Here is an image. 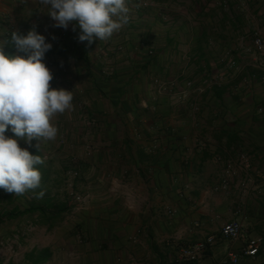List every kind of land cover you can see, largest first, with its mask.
<instances>
[{
    "label": "crops",
    "instance_id": "1",
    "mask_svg": "<svg viewBox=\"0 0 264 264\" xmlns=\"http://www.w3.org/2000/svg\"><path fill=\"white\" fill-rule=\"evenodd\" d=\"M128 6L129 24L89 46L79 42L78 27H54L37 0H0V41L35 28L52 45L44 57L51 87L73 93L72 108L51 120L55 140L23 148L43 156L44 188V158L55 157L54 173L86 196L65 218L68 225L43 226L52 240L33 244L20 264H32L26 258L33 252L47 255L41 264H174L180 248L208 236L214 243L196 264H223L229 253L239 255L237 264H264V116L257 113L264 108V69L250 56L254 34L264 44V0ZM226 53L238 70H226ZM155 79L176 85L160 90ZM236 152L248 156L258 190L245 199L237 187L242 174L228 191H213ZM70 170L78 176L69 178ZM232 221L246 238L262 239L255 257L240 255L243 240L220 236Z\"/></svg>",
    "mask_w": 264,
    "mask_h": 264
},
{
    "label": "clouds",
    "instance_id": "2",
    "mask_svg": "<svg viewBox=\"0 0 264 264\" xmlns=\"http://www.w3.org/2000/svg\"><path fill=\"white\" fill-rule=\"evenodd\" d=\"M48 8L54 27L80 29L79 42L90 46L95 40L108 41L130 22L128 0H37ZM0 41V188L16 196L41 187L42 174L37 167L44 163L40 155L21 148L55 140L58 129L51 123L57 114L72 108L73 93L53 88L51 70L44 57L52 45L35 28L27 35L11 33L10 42L25 56L8 55ZM13 136H6L9 130ZM42 190L36 198H43Z\"/></svg>",
    "mask_w": 264,
    "mask_h": 264
},
{
    "label": "built area",
    "instance_id": "3",
    "mask_svg": "<svg viewBox=\"0 0 264 264\" xmlns=\"http://www.w3.org/2000/svg\"><path fill=\"white\" fill-rule=\"evenodd\" d=\"M144 5V4H143ZM253 49L250 52V56L253 62V67L257 69H264V44L261 38L257 35H253ZM225 68L226 70H238L239 65L231 58L229 53L225 54ZM231 73V72H230ZM228 76H230L228 74ZM155 85L160 90H165L166 88L175 87V82L172 83H163L158 79L154 80ZM250 85L254 86L255 81L250 80ZM260 83L264 84V81L261 80ZM186 87L189 89H193V85L191 82L186 83ZM194 97L190 104V109L192 113L198 111L197 98ZM257 113L261 116H264V108L259 106L257 108ZM65 143V139L63 137L59 138V144L62 145ZM75 162V160H74ZM250 163L248 160V156L244 152H236L234 155H228L224 162L223 175L222 179L215 184L213 187V191L215 192H226L232 183L235 182L238 176L242 174V177L237 181L238 192L242 199L249 197L254 193H258L254 185V181L250 176ZM78 176V172L75 170L69 171V178L74 179ZM70 198H72L73 202L77 207L83 206L86 202V196L70 190L69 192ZM220 236L223 239L236 241L243 240L244 247L241 250L240 255L248 258L255 257L262 246L261 238H246L242 224L239 221H232L224 224L220 230ZM214 237L208 236L204 240L195 242L188 246H184L177 251V254L174 259V264H196L198 261L207 253L208 249L213 245ZM239 261V255L229 253L222 261L223 264H237Z\"/></svg>",
    "mask_w": 264,
    "mask_h": 264
},
{
    "label": "rangeland",
    "instance_id": "4",
    "mask_svg": "<svg viewBox=\"0 0 264 264\" xmlns=\"http://www.w3.org/2000/svg\"><path fill=\"white\" fill-rule=\"evenodd\" d=\"M60 135L62 134L58 136ZM25 144L26 141L24 140L19 142L21 146L25 147ZM57 161L55 157H51V159L47 157L46 165L50 171V182L46 185L44 192L53 196L57 203L60 204L67 202L66 200L70 198L69 192L73 188L70 184L72 181L67 180L64 182L65 179L62 176L54 173V170L59 168ZM0 192L4 195L6 191L0 189ZM16 204L22 208V201ZM70 215L73 216L71 212L64 214L62 222L56 228L68 225V221L65 222L67 220L65 218ZM35 216L26 215L22 220L19 218L0 224V264H20L22 254L27 252L33 244L45 246L52 240L51 235H46L44 225H34L32 223L31 218H35Z\"/></svg>",
    "mask_w": 264,
    "mask_h": 264
},
{
    "label": "trees",
    "instance_id": "5",
    "mask_svg": "<svg viewBox=\"0 0 264 264\" xmlns=\"http://www.w3.org/2000/svg\"><path fill=\"white\" fill-rule=\"evenodd\" d=\"M10 38L11 37H9L6 41L10 42ZM4 51L8 55H19L14 45L8 44L7 46H4ZM5 135L13 136L14 134L9 128ZM19 142H21V140L18 141V143ZM20 147L23 148L24 146L20 145ZM29 152L32 155H40L36 148L29 150ZM41 157L43 159L42 155ZM43 165L44 164L37 166L42 174V180L46 179V172ZM0 189L3 190L2 188ZM42 190L44 191L45 188L44 184H42L41 182L40 188L36 189L35 191H29L23 196H16L8 192H5V194L3 195V193H1L3 191H1L0 224L23 218L26 215H36V217H38L39 219L34 224L44 225L49 230H52L54 227L58 226L63 220V215L72 211V209L76 207V204L73 202L72 198L66 200L67 202H62L58 204L54 197L48 194H45L43 198L37 199L36 194ZM21 201L22 208L16 204L17 202ZM46 259V254H35V252H33L31 255L28 256V258H26V260L32 264H41Z\"/></svg>",
    "mask_w": 264,
    "mask_h": 264
}]
</instances>
